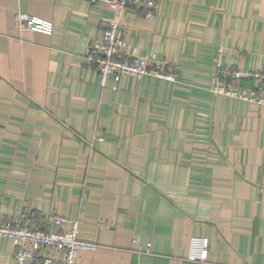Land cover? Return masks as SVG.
Returning <instances> with one entry per match:
<instances>
[{
  "label": "crops",
  "instance_id": "0c3cea01",
  "mask_svg": "<svg viewBox=\"0 0 264 264\" xmlns=\"http://www.w3.org/2000/svg\"><path fill=\"white\" fill-rule=\"evenodd\" d=\"M18 11L52 34L17 30ZM113 20L131 54L175 80L100 86L84 48ZM263 58L264 0H159L151 19L88 0H0V216L47 231L55 216L76 220L95 245L76 264H264V107L211 91L217 62L257 70ZM195 235L204 262L186 259ZM15 249L0 239V264H16Z\"/></svg>",
  "mask_w": 264,
  "mask_h": 264
},
{
  "label": "built area",
  "instance_id": "2783aa9c",
  "mask_svg": "<svg viewBox=\"0 0 264 264\" xmlns=\"http://www.w3.org/2000/svg\"><path fill=\"white\" fill-rule=\"evenodd\" d=\"M91 3L103 2L109 9L116 11L124 7H143L145 17L151 19L158 7L159 0H88ZM17 30H30L51 35L52 23L18 11L15 15ZM118 23L110 21L99 37L86 41L84 58L88 65L97 70L98 83L104 86L109 77L118 81L122 76L141 80L145 76L174 81L175 72L163 62L136 56L128 51V41L117 33ZM218 77V78H217ZM219 77L223 79L219 80ZM250 78L258 84L249 90H239L235 80ZM211 91L256 103L264 107V58L257 70L226 68L216 63V79ZM55 230L47 231L43 226L30 227L24 216H0V239L16 242L14 260L16 264H76V259L83 251H92L95 245L78 238L79 228L76 220L66 221L55 216ZM66 223V225H65ZM64 226H66L64 228ZM207 238L202 235L191 236L186 259L194 262L207 260Z\"/></svg>",
  "mask_w": 264,
  "mask_h": 264
}]
</instances>
